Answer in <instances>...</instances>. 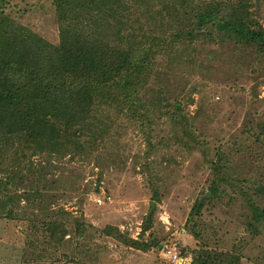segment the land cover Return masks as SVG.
Instances as JSON below:
<instances>
[{"label":"rangeland","instance_id":"obj_1","mask_svg":"<svg viewBox=\"0 0 264 264\" xmlns=\"http://www.w3.org/2000/svg\"><path fill=\"white\" fill-rule=\"evenodd\" d=\"M238 1L264 27V0H148L143 4L163 18L172 11L167 6H177L181 19L164 20L173 30L190 6L219 3L226 12ZM0 3L17 22L50 42L58 41L54 0ZM211 31L213 41L201 38L172 63L162 59L149 78L144 97L150 94L154 103L159 96L167 104L182 102L175 120L170 122L166 116L156 126L153 137L160 143L154 154L146 152L141 124L123 112L114 113L109 128L100 124L97 130L107 131L106 135L84 138L80 150L71 145L58 153L28 155L26 168L15 175L20 186L14 184L12 193L41 191L44 204L38 196L31 203L23 196L16 202L19 218H0V264H172L162 256L166 247L187 252L201 245L237 252L241 264H264V225H257L258 234L248 229L251 213L240 192L264 184V143L246 133L250 123L253 127L264 123V57H257L255 47L220 45V33L216 28ZM187 132L198 142L188 141L191 149L183 144ZM222 152L239 188L221 187V197L195 219L202 235L198 240L191 235V224L187 226L189 213L210 187V161H220ZM152 180L162 191V202L157 204L152 227L144 233ZM254 199L264 208L263 197ZM50 219L67 227L55 239L43 225ZM82 221L97 229L113 226L132 239L159 246L143 252L93 230L80 236L77 224Z\"/></svg>","mask_w":264,"mask_h":264},{"label":"trees","instance_id":"obj_2","mask_svg":"<svg viewBox=\"0 0 264 264\" xmlns=\"http://www.w3.org/2000/svg\"><path fill=\"white\" fill-rule=\"evenodd\" d=\"M145 1L148 0H54L59 24L56 43L17 22L0 3V218H19L16 202H21L23 196H28L30 203L38 196L44 204L41 191L12 193L14 184L20 186L15 175L26 168L29 154L58 153L71 145L80 150L89 134L95 138H100V132L106 135L107 131L97 129L100 124L109 128L114 113L127 112L129 119L141 124L146 152L154 154L160 143L153 137L156 126L166 116L170 122L175 120L182 102L167 104L159 96L154 103L150 94L144 97L149 78L162 59L172 63L201 38L213 41L211 28L220 33V45L232 42L245 48L255 47L257 57H264V27L242 1L230 4L227 13L219 3L190 6V12L173 30L164 20L181 19L179 8L167 6L172 11L163 18L161 13L150 12L143 4ZM220 12H225V16L220 17ZM246 133L264 143V123L255 127L250 123ZM185 138L184 145L188 141L198 144L189 132ZM219 159L210 161V187L189 213L187 226L191 224V235L198 240L202 235L195 219L201 217L208 204L221 197V187L239 188L223 152ZM145 168L148 169L147 165ZM149 184L152 201L143 223L144 233L152 227L157 204L162 202L160 187L153 180ZM240 192L251 213L248 229L258 234L257 225H264V208L254 196L264 198V184H253L250 191L241 188ZM47 221L43 225L52 239L67 229L57 219ZM85 224H77L79 235L93 230L143 252L159 246L132 239L113 226L97 229ZM180 254L190 264L242 262L237 252L206 245L187 252L180 250Z\"/></svg>","mask_w":264,"mask_h":264},{"label":"built area","instance_id":"obj_3","mask_svg":"<svg viewBox=\"0 0 264 264\" xmlns=\"http://www.w3.org/2000/svg\"><path fill=\"white\" fill-rule=\"evenodd\" d=\"M99 202H102V200L100 199ZM162 256L172 264H186L187 261V259L181 257L180 251L175 247L163 249Z\"/></svg>","mask_w":264,"mask_h":264},{"label":"water","instance_id":"obj_4","mask_svg":"<svg viewBox=\"0 0 264 264\" xmlns=\"http://www.w3.org/2000/svg\"><path fill=\"white\" fill-rule=\"evenodd\" d=\"M190 263H191V261H190V260H187V261H186V264H190Z\"/></svg>","mask_w":264,"mask_h":264}]
</instances>
